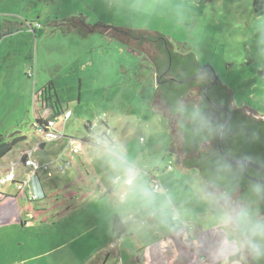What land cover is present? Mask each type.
Instances as JSON below:
<instances>
[{
    "label": "rangeland",
    "instance_id": "rangeland-1",
    "mask_svg": "<svg viewBox=\"0 0 264 264\" xmlns=\"http://www.w3.org/2000/svg\"><path fill=\"white\" fill-rule=\"evenodd\" d=\"M80 18L91 26L149 30L192 44L198 62L211 66L230 89L235 107L248 116L255 117L254 110L264 117V14L255 12L253 0H0V137L8 142L26 139L0 162V183L11 171L16 176V183L0 184V264H133L129 244L155 239L154 228L162 238V231L183 242L190 235L204 257L200 264H220L212 248L221 234L210 224L221 211L220 196L196 169L176 165L170 154L168 119L155 112L163 109L155 99L152 66L144 50L136 53V48L110 36L85 35L80 25H73ZM50 83L72 114L56 120L57 133L68 138L61 141H46L34 118V96ZM103 122L117 145L129 144V159L148 186L160 182L161 192L189 214L185 226L176 230L161 226L133 193L127 202L132 213L128 236L116 246L110 215L116 211L124 220L127 207L114 200L115 195L114 201L70 202L69 215L62 211L67 192L98 191L93 168L82 153L71 154L78 172L74 167L65 172L60 168H65L71 149H81L82 139L95 141L105 133ZM172 129L177 133L174 124ZM174 135L179 151V137ZM85 151L96 159L95 165L103 155H97L101 151L93 144ZM28 158L49 170L32 175L25 166ZM103 163L101 173L113 179L107 161ZM30 181L47 194L46 199L31 202L37 210H49L38 219L29 210L33 193L27 186L19 189V184ZM56 206L54 212L51 208ZM226 260L225 264H249L242 252L238 260Z\"/></svg>",
    "mask_w": 264,
    "mask_h": 264
},
{
    "label": "trees",
    "instance_id": "trees-1",
    "mask_svg": "<svg viewBox=\"0 0 264 264\" xmlns=\"http://www.w3.org/2000/svg\"><path fill=\"white\" fill-rule=\"evenodd\" d=\"M253 4L255 12L258 15H263L264 0H253ZM73 25L77 26V28L80 25L85 35L98 33L106 37L110 36L111 39L118 40L132 50L136 48L134 50L136 53L145 45H149L150 48L154 49L153 64L157 75L156 82H158V77H163L156 89L157 99L163 112L159 110H155V112L164 114L168 119V129L171 132L170 154L175 157L176 165H182L188 169L199 168L200 176L208 181L214 189H220L222 192L228 190L229 181L217 168V160L223 158L217 147L218 136L215 138L204 137L203 134L194 132L190 125L183 132L177 127L178 120L186 119L187 117V114L181 109L191 108L194 105L202 106L214 123L223 124L228 118V113L215 109L201 95L202 91L210 85L221 87L223 91L221 98L217 99L210 94L209 98L217 105L230 109L231 91L219 81L214 69L211 66H202L192 52H177L172 42L162 34L149 30L136 31L108 26L102 23L91 26L83 19L79 23H73ZM201 75L205 81L197 83L200 78L197 80L195 77H200ZM198 87L202 88L197 91ZM34 103L35 122L42 129L46 128L49 122L56 121L66 112L53 83H50L39 93L35 94ZM173 124L177 133H174L172 129ZM173 133L179 137V151L175 147V135ZM104 135L106 136V134ZM25 140L23 137L8 142L3 137H0V162L13 151L18 142ZM91 144L96 147L100 146L99 141L96 142V140L93 141L90 137H87L81 140V149L86 150ZM222 147L233 159L251 156L264 160V122L255 121L231 110V119L224 131ZM71 154H73L72 149L68 157V162L71 164L70 167L74 166L75 162L71 158ZM257 173L253 168L248 170L244 168L242 177L232 189V196L237 189H245V192L238 199L245 197L248 192V184L250 183L247 176H256ZM27 189L31 188L28 187ZM67 195L71 198L79 196L80 201L87 197V194H81L77 191H72ZM39 198H43V196ZM32 201L36 200H30V202ZM258 208L264 214V203L262 201L259 202ZM29 210L35 215L36 219L48 213L44 209L35 210L31 205ZM112 233L114 240L121 239L127 235L124 223L117 216L113 222ZM240 256L241 253H237L235 256L230 257V261L238 260ZM251 264H264V259L252 261Z\"/></svg>",
    "mask_w": 264,
    "mask_h": 264
},
{
    "label": "clouds",
    "instance_id": "clouds-1",
    "mask_svg": "<svg viewBox=\"0 0 264 264\" xmlns=\"http://www.w3.org/2000/svg\"><path fill=\"white\" fill-rule=\"evenodd\" d=\"M181 111L187 114L186 119L177 122L181 132L190 125L194 132L204 137H223L225 125L214 123L202 106L194 105ZM106 149L107 163L114 173L113 182L117 187L136 194L161 226L176 230L187 224L189 214L179 211L170 195L148 186L143 174L118 145L109 144ZM242 160L244 163L237 161L235 165L226 157L217 160L218 170L229 181L228 190L218 198L221 211L210 220L211 226L221 234V239L212 248V255L220 264H225V258H230L234 252H242L252 261L264 259V214L258 208L259 202L264 201V183L251 181L242 199L233 200L231 194L246 165L256 163L264 170V160L251 156L242 157Z\"/></svg>",
    "mask_w": 264,
    "mask_h": 264
},
{
    "label": "crops",
    "instance_id": "crops-1",
    "mask_svg": "<svg viewBox=\"0 0 264 264\" xmlns=\"http://www.w3.org/2000/svg\"><path fill=\"white\" fill-rule=\"evenodd\" d=\"M155 93H156V91L154 92V95H155ZM116 122H118V123L121 122V116H120V119L116 120ZM102 125H103L102 128L105 132L104 134H106V136L104 134L99 136L102 139L97 137L96 142L99 141L100 146L96 147L94 145L96 148H98L101 151V153H98L97 155H100L103 153V155L100 156V160L98 161V163L95 165L94 162L96 161V159L93 160V157L89 156V154L85 150L80 151V153H82L84 155V157L86 158V161L88 162V164L90 166H92V168H93L94 174L96 176L95 180L97 182V184H94V186L97 187L98 191H94V188H93L92 191L87 193V197H85L83 200H81L82 202H80L79 196L72 197V198L69 197L68 195L66 196V194L70 193V192H67L66 194H64L62 211L66 210L67 215H69V212H71L70 202L71 203L77 202V203H81V205H83L86 201H89L91 199H98V200L99 199H108L111 201H114L117 199L121 206L127 207V209L124 208V212L122 214L125 217V219L124 220L122 219V220H123V223L126 227V232H127V228L129 227V225H131L130 224L131 220H130L129 216L132 214V213L129 214L130 208H129V205H127V202H130V200L132 199L133 193H129L127 189L117 187L114 184L112 178H109L105 173H101L102 168H104V169L106 168V166L103 163L104 160L107 161L106 145H109V144L117 145V143H118L117 139L112 138L110 136L111 130H110L107 122H103ZM88 127H89L90 133H91L92 132V124L89 123ZM65 138H67V137H65ZM108 138H109V140H108ZM69 140L72 141V139H69ZM118 146L127 155L128 158L131 156L132 150L129 148V144H128V146H125V145L122 146L121 144H119ZM83 151H84V153H83ZM101 163L104 165V167L99 166ZM72 167L76 168L77 172H78L76 162H74V166H72ZM101 178H105V181H103ZM158 183L161 186V183L160 182H158ZM153 184H154V182H153ZM34 185H36V184L33 183V181H32L30 192H32L34 195H36L38 197L43 196V198H39L40 200L46 199L47 194L44 192L41 193L40 190L39 191L36 190ZM152 188H153V186H152ZM66 190L71 191V189H69V188ZM97 192H99V193H97ZM81 194H85V193H81ZM113 195H115L114 200L112 199ZM39 199H37V200H39ZM29 203L31 205V202H29ZM31 206L34 207V205H31ZM57 207L58 206L51 208V209L54 212H57V209H56ZM34 209H35V207H34ZM43 209L49 211L48 209H45V208H43ZM35 210H37V209H35ZM116 216L119 217V215H118V213H116V211H113L112 215H110L111 232L113 229V222H114V219ZM154 232L156 234L155 239H152L150 241H146L141 245H139L135 242H134V244H133V242L129 244L128 247L131 248L129 250L130 251L129 259L131 260V262L133 261V264H134V261L136 262V264H200L199 260L204 258L202 255H200L196 251L195 243L192 241L190 235H188V240H186V242H183L182 240H179V238L177 236L172 237L171 234L167 236L164 231H162L164 234V237L162 238V234L160 233L159 229L154 228ZM127 236L128 235H126L125 237H127ZM154 240H156V241L153 242ZM123 242L124 241L121 238V239L115 240V242L113 244L117 243L118 246H120V245H123ZM117 244H115V245L117 246ZM112 247H113V245H112ZM111 254H112V252H110L107 255V257H110ZM116 254H117V252L114 251V255L117 258ZM234 254H235V252L231 256H233ZM119 255L120 254L118 251V256ZM228 261H229V258H227L226 262L228 263Z\"/></svg>",
    "mask_w": 264,
    "mask_h": 264
},
{
    "label": "water",
    "instance_id": "water-1",
    "mask_svg": "<svg viewBox=\"0 0 264 264\" xmlns=\"http://www.w3.org/2000/svg\"><path fill=\"white\" fill-rule=\"evenodd\" d=\"M164 36H166L170 42H172V44L174 45V48L176 49L177 52L179 53H187V52H192L196 58H197V61H198V50L196 47H194L192 44L186 42V41H183L179 38H175L173 36H170V35H166V34H162ZM142 49L144 50L145 52V56L147 57L150 65L152 66V73H153V77H152V80L154 82V86H155V90L157 89V75L155 74V70H154V64H153V56H154V49L153 48H150L149 45H145L144 47H142ZM203 66H209L208 64H205ZM194 79V78H193ZM211 86V85H210ZM209 86V87H210ZM208 87V88H209ZM207 100L209 101V103L217 110H221V111H224L226 113L229 114L228 118L225 120V122L223 123L225 125V128L227 126V124L229 123L230 119H231V110L228 109V108H224V107H221L219 105H217L216 103H214L211 99H209L207 97V95L205 94ZM155 99H156V102H159L158 99H157V91H156V96H155ZM160 103V102H159ZM233 107H235L234 105V102H233ZM225 131V130H224ZM224 136V135H223ZM222 140H223V137L221 138L220 136H218V140H217V147H218V151L219 153L224 157L230 159L231 163L232 164H236L237 161H240L241 163H244V161L242 160V158H231L226 152L225 150L223 149L222 147ZM250 168H253L257 171H260V172H263L264 173V170L260 169V167L255 164V163H248L245 167V170H248ZM193 169V168H192ZM251 181H259V180H254L252 178H249ZM261 182V181H260ZM263 183V182H261ZM249 264H251V261L249 260Z\"/></svg>",
    "mask_w": 264,
    "mask_h": 264
},
{
    "label": "built area",
    "instance_id": "built-area-1",
    "mask_svg": "<svg viewBox=\"0 0 264 264\" xmlns=\"http://www.w3.org/2000/svg\"><path fill=\"white\" fill-rule=\"evenodd\" d=\"M63 115H64L65 119H70L71 116H72L71 112H66ZM105 117H106V114H104L103 118H105ZM103 118H101L100 120H103ZM55 128H56V121L49 122L48 126L46 128H44V129L41 128V134L44 136L46 141H57V140H61V139L65 138L64 136L59 135ZM80 151H81L80 148H73L72 149V153L73 154H79ZM25 161H26L25 162V166L27 168L31 169V174L34 175V176H37V173L40 170H45V171L49 170L48 166H42L39 162L33 161L30 158L26 159ZM70 165L71 164L67 160L65 168H60V169L63 172H65V170L70 168ZM7 183H16V176H15L13 171H11L6 178H3L1 180L0 184L1 185H5ZM31 183H32V181L28 182V184H26V183L25 184H19V189L23 190L26 186L31 188V185H32ZM153 188L157 189L159 192L162 191L161 186H160L159 183L155 182L153 184ZM37 199H39V197L33 194L31 200H37Z\"/></svg>",
    "mask_w": 264,
    "mask_h": 264
},
{
    "label": "flooded vegetation",
    "instance_id": "flooded-vegetation-1",
    "mask_svg": "<svg viewBox=\"0 0 264 264\" xmlns=\"http://www.w3.org/2000/svg\"><path fill=\"white\" fill-rule=\"evenodd\" d=\"M163 77L162 76H160V77H158V82H157V85H158V83L161 81V79H162ZM200 78V80L199 81H197V83H199V82H203V81H205L204 79H203V77H202V75L199 77ZM202 79V80H201ZM209 87V86H208ZM206 88L205 90H203L202 91V93H201V95H203L204 96V98L207 100V98H206V96H205V94L207 95V97L209 98V94L211 95V96H213V97H215V98H217V99H219V98H221L222 96H223V91L221 90V87H216V86H214V85H211L209 88ZM202 87H198L197 88V91H199V89H201ZM196 94H198V92H196ZM231 102L229 103V106H230V109L232 110V111H234V112H239L241 115H243V116H245V117H248V118H251V119H253V120H255V121H259V122H264V117L263 116H260L256 111H254V110H252L254 113H255V117H252V116H248V115H246V114H244V112L242 111V110H239V109H237V108H234L233 107V97H232V93H231ZM210 99V98H209ZM208 101V100H207ZM259 116L260 117V119H258V118H256V116ZM228 125V124H227ZM227 127V126H226ZM226 129V128H225ZM231 133V132H230ZM256 164V163H255ZM198 172H199V168H195ZM255 170V169H254ZM257 171V170H256ZM258 173H257V175L256 176H247V179H248V181L249 182H251V180L249 179V178H252V179H254V180H259V181H261V182H263L264 183V173L263 172H260V171H257ZM200 174V173H199ZM207 184H208V186H209V189L210 190H214L215 192H216V195H221L222 193H224V192H222L220 189H214L211 185H210V183L208 182V181H206L205 179H203ZM243 192H245V189H237L236 191H235V193H234V195L232 196V198H234L235 196H237V199L243 194ZM262 203H264V201H262ZM249 260L252 262V260L249 258Z\"/></svg>",
    "mask_w": 264,
    "mask_h": 264
}]
</instances>
